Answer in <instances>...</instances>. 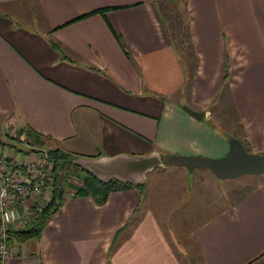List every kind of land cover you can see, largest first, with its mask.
<instances>
[{"label":"crops","instance_id":"0c3cea01","mask_svg":"<svg viewBox=\"0 0 264 264\" xmlns=\"http://www.w3.org/2000/svg\"><path fill=\"white\" fill-rule=\"evenodd\" d=\"M28 128L91 158L218 157L232 137L262 152L264 0H0V137ZM251 177L226 201L209 169L165 162L102 203L71 191L6 264H264V172Z\"/></svg>","mask_w":264,"mask_h":264},{"label":"water","instance_id":"95a60500","mask_svg":"<svg viewBox=\"0 0 264 264\" xmlns=\"http://www.w3.org/2000/svg\"><path fill=\"white\" fill-rule=\"evenodd\" d=\"M182 108L195 118L200 119L204 111L192 109L187 104ZM163 161L189 170L196 167L209 169L218 178H234L243 174H261L264 172V153L247 150L237 137L229 139L225 154L218 157L187 154H168L161 156L153 151L136 155L117 153L108 156H77L73 162L88 170L97 179L109 181L115 178L121 182L140 184L146 180V173Z\"/></svg>","mask_w":264,"mask_h":264},{"label":"trees","instance_id":"16d2710c","mask_svg":"<svg viewBox=\"0 0 264 264\" xmlns=\"http://www.w3.org/2000/svg\"><path fill=\"white\" fill-rule=\"evenodd\" d=\"M109 8L113 7H103L98 9V11H105ZM226 75L227 72L224 71V77ZM16 135L18 136L14 135L12 137L10 133H7V136L11 138L15 137L16 139H20L23 135L25 137V142L31 146L26 152L35 151V147L40 148L46 146L48 144L47 141L49 140L47 136L29 128L27 130H17ZM242 143L244 147L249 150L245 141H242ZM6 144L9 143L4 138L0 137V149L1 147H6ZM45 152L54 162L53 174L48 182V184L51 185V196L45 206L30 207L26 218L20 226L16 228H7L8 245H11L14 240L23 241L25 239L40 236L49 218L61 206L66 195L72 191L71 186L68 184L71 175L79 176V174L82 173L78 187L73 189L72 194L77 196H91L97 203L104 202L109 191L113 189H121L137 185L135 183L121 182L115 178L106 182L97 179L88 170L73 162L75 157L80 156L74 152L52 146L47 148ZM261 153H264V150Z\"/></svg>","mask_w":264,"mask_h":264},{"label":"built area","instance_id":"2783aa9c","mask_svg":"<svg viewBox=\"0 0 264 264\" xmlns=\"http://www.w3.org/2000/svg\"><path fill=\"white\" fill-rule=\"evenodd\" d=\"M35 154L10 157L0 151V264L14 253L7 242L8 225L20 221L30 207L45 206L51 196L46 182L54 162L45 151Z\"/></svg>","mask_w":264,"mask_h":264},{"label":"rangeland","instance_id":"374dc122","mask_svg":"<svg viewBox=\"0 0 264 264\" xmlns=\"http://www.w3.org/2000/svg\"><path fill=\"white\" fill-rule=\"evenodd\" d=\"M172 4V3H171ZM161 11H162V14L167 22L168 25H170V21L172 22H175V17H177V8L173 7V9L170 10V14H169V17H168V12L167 10H163V7L162 5H159ZM179 11V10H178ZM184 16V19H185V15L184 13L182 14ZM179 23V22H178ZM185 24V27L187 26L186 22H184ZM170 27V26H169ZM183 42H185V45L183 47V50L186 51V53H190V46L188 45V37L186 35V33L184 34L183 33V39H182ZM183 55V54H182ZM211 119L217 124L219 125L218 127L221 129V130H227L228 131V125L230 126H233V128L235 129V125H236V121L234 120L233 118V114L230 113V117H226L224 113H221L220 115H212L211 116ZM238 133L241 134V129L240 127L238 128ZM17 134V130L14 131L13 133H11V136L13 137L14 135L15 136H18L16 135ZM2 135V134H0ZM3 138L9 143V144H6V147H1V150L3 154H6V155H9L10 157H14V156H25V155H30V154H35V153H38V154H41V151H45L47 150V148L50 147V145L52 146V144L50 143V141L48 140L47 141V145L46 146H43V147H35V151H32V152H26V150H28L31 146L29 144H27L25 142V137L22 135L20 137V139H16L15 137L14 138H11L9 136H3ZM248 147V146H247ZM251 151V150H249ZM36 155V154H35ZM82 173L79 174V176L77 175H71L70 176V181H69V185L71 186V190L73 191V189L77 188L78 187V184H79V179L81 177ZM253 174H243V175H240V176H237V177H234L236 179H220V178H217V181H219L218 185H217V191L219 192L218 193V196L219 198H221V201H226V198L224 196V193L226 191V189L224 188V186L227 185V182H229L228 184H230L232 182V180H236V181H239L240 182V185H236V187H250L252 184H254L255 182L258 181L257 178H254V177H251ZM51 178V177H50ZM224 180V181H223ZM50 181V179L47 180L46 182V185L51 188V185L48 184V182ZM243 183V184H242ZM238 184V183H237ZM242 184V185H241ZM235 186V185H233ZM225 189V190H224ZM27 214L24 215V217L22 219H20V221H18L20 224L19 226L23 223L24 219L26 218ZM12 247V246H11Z\"/></svg>","mask_w":264,"mask_h":264}]
</instances>
